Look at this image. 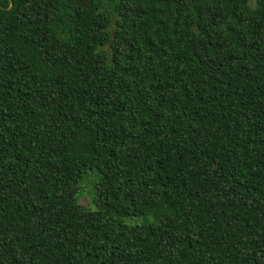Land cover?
<instances>
[{
    "label": "trees",
    "instance_id": "1",
    "mask_svg": "<svg viewBox=\"0 0 264 264\" xmlns=\"http://www.w3.org/2000/svg\"><path fill=\"white\" fill-rule=\"evenodd\" d=\"M249 1L0 0V264H264Z\"/></svg>",
    "mask_w": 264,
    "mask_h": 264
},
{
    "label": "rangeland",
    "instance_id": "2",
    "mask_svg": "<svg viewBox=\"0 0 264 264\" xmlns=\"http://www.w3.org/2000/svg\"><path fill=\"white\" fill-rule=\"evenodd\" d=\"M253 4V1H249V5L251 6ZM91 172L87 173L80 184V191H79V197L77 198V201L79 204H81L83 207L94 210V204L92 201L93 198V183L95 182L97 178V174L93 172L91 175ZM90 174V175H89ZM155 220L151 217H136V216H128L121 219V223L128 226V227H135L142 225L144 223H154Z\"/></svg>",
    "mask_w": 264,
    "mask_h": 264
}]
</instances>
